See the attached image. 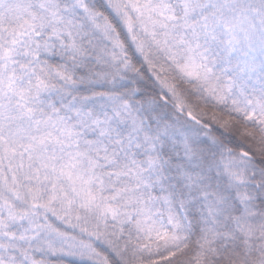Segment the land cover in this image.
I'll return each mask as SVG.
<instances>
[{
  "label": "snow or ice",
  "instance_id": "snow-or-ice-1",
  "mask_svg": "<svg viewBox=\"0 0 264 264\" xmlns=\"http://www.w3.org/2000/svg\"><path fill=\"white\" fill-rule=\"evenodd\" d=\"M0 264H264V0H0Z\"/></svg>",
  "mask_w": 264,
  "mask_h": 264
}]
</instances>
